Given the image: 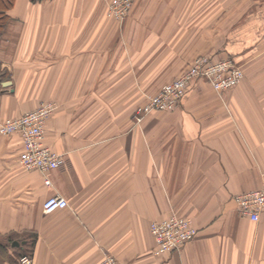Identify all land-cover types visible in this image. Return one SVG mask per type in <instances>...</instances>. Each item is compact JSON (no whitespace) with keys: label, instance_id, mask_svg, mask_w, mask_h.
Instances as JSON below:
<instances>
[{"label":"crops","instance_id":"obj_1","mask_svg":"<svg viewBox=\"0 0 264 264\" xmlns=\"http://www.w3.org/2000/svg\"><path fill=\"white\" fill-rule=\"evenodd\" d=\"M109 1L14 0L6 11L0 119L55 102L44 144L63 163L26 170L21 137L0 134V264H98L105 254L118 264H264V212L253 222L233 201L264 188V0L232 24L224 15L221 44L203 46L215 12L201 14V0H134L123 44ZM201 52L232 58L241 82L217 93L196 78L173 110L137 121V82L141 105ZM54 195L68 206L44 213ZM172 213L196 236L157 256L150 225Z\"/></svg>","mask_w":264,"mask_h":264},{"label":"built area","instance_id":"obj_2","mask_svg":"<svg viewBox=\"0 0 264 264\" xmlns=\"http://www.w3.org/2000/svg\"><path fill=\"white\" fill-rule=\"evenodd\" d=\"M134 0H110L106 14L109 18L122 23L129 15ZM196 78H203L213 90L220 93L238 85L242 78V69L231 58L210 60L196 57L184 73L173 81L164 84L157 94L147 96L136 108L137 121L152 112L173 110L184 97L189 84ZM57 108L53 101L42 102L35 110L25 112L15 118L0 119V134H18L22 139L23 151L19 162L26 170L46 173L58 168L63 157L44 144L46 120ZM48 184V181L46 180ZM236 210L240 216L256 222L264 212V188L241 192L233 196ZM68 206L66 199L54 195L42 203L44 213H52ZM150 233L155 241L154 254L159 256L168 252H178L196 236L197 230L190 219L172 213L167 219L152 222ZM21 264H31V259L23 256ZM98 264H118L115 257L105 254Z\"/></svg>","mask_w":264,"mask_h":264},{"label":"rangeland","instance_id":"obj_3","mask_svg":"<svg viewBox=\"0 0 264 264\" xmlns=\"http://www.w3.org/2000/svg\"><path fill=\"white\" fill-rule=\"evenodd\" d=\"M259 2H260V0H215V1L201 0L199 2L200 8H201V14L203 13L204 15H207L208 13H210V15H212L211 12H213V11L215 12L214 13L215 14L214 15L215 27H214V31H212V32L200 34V38H199L200 45L203 46V44H206L208 41H211L212 39H214V42H216V44H221V42L223 41V37L225 36L223 29L224 28L227 29L228 26L230 25V23H228V22L231 21V24H232L238 20H241L242 17L245 16L249 12V10L254 8L256 6V4H258ZM159 5H160V0H148L146 7L147 8H158ZM224 15L230 16V18H228V20H227L228 22L226 21V23H224V21H223ZM127 19H128V17L121 24L117 23L120 27L119 38H120L121 44H123V42H124V37L122 34V27L124 25H126ZM211 19L212 18L210 16L209 20L211 21ZM154 35L157 36L155 39H157V41H160V39L158 38L160 36V34H154ZM184 35H186V34H184ZM190 37H191V35H189V39H190ZM187 43L188 42H185V45ZM198 56L209 58L212 61L222 60L221 58L220 59H213V56L211 54L206 53V52H201L200 54L195 55L191 59V63ZM263 58H264V50H263ZM191 63H190V65H191ZM237 66L239 68H241L240 65H237ZM242 72H243V70H242ZM243 76H244V73H243ZM139 84H140V82H137V84H136L137 94H136V107L135 108H138V106L140 105L138 103L140 100V92L144 91L143 89L140 91V87H138V86H140ZM145 88L148 90V87H145ZM146 97H145V100H146ZM154 113H156V112H152L150 114H154ZM135 114H136V111H135ZM150 114H147V115H150ZM147 115H145V116H147ZM145 116L140 118V120H142Z\"/></svg>","mask_w":264,"mask_h":264},{"label":"trees","instance_id":"obj_4","mask_svg":"<svg viewBox=\"0 0 264 264\" xmlns=\"http://www.w3.org/2000/svg\"><path fill=\"white\" fill-rule=\"evenodd\" d=\"M36 2L39 0H31ZM14 3V0H0V36L3 34L9 23V16L6 15V11L9 10Z\"/></svg>","mask_w":264,"mask_h":264}]
</instances>
